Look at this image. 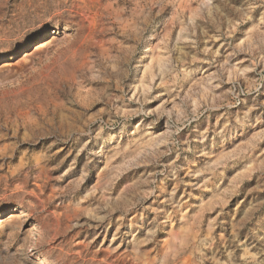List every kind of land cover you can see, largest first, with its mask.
<instances>
[{
    "label": "rangeland",
    "instance_id": "374dc122",
    "mask_svg": "<svg viewBox=\"0 0 264 264\" xmlns=\"http://www.w3.org/2000/svg\"><path fill=\"white\" fill-rule=\"evenodd\" d=\"M0 136V264H264V0H0Z\"/></svg>",
    "mask_w": 264,
    "mask_h": 264
},
{
    "label": "bare ground",
    "instance_id": "6f19581e",
    "mask_svg": "<svg viewBox=\"0 0 264 264\" xmlns=\"http://www.w3.org/2000/svg\"><path fill=\"white\" fill-rule=\"evenodd\" d=\"M40 45V44H39ZM37 55V53L36 54H34V56H36ZM33 56V55H32ZM38 56V55H37ZM52 120V119H51ZM63 121V120H62ZM38 122L39 121H37V120H34V119H30V120H28L26 123H27V125H33V124H38ZM51 122V121H50ZM54 123V122H53ZM52 123V124H53ZM39 125V124H38ZM21 126V125H20ZM37 126V125H36ZM31 129H32V126H31ZM31 129H29V130H31ZM28 131V130H27ZM3 141V136H0V143ZM38 170V169H37ZM11 172V171H10ZM18 173H20V171L17 169V170H15V171H13L12 173H11V175H12V177H14V176H17V174ZM112 250V249H111ZM112 252V251H111ZM108 253V252H107ZM113 254V253H112ZM142 257V256H141ZM132 258V257H131ZM131 260V259H130ZM133 262V261H132ZM144 262V261H143ZM142 262V263H143ZM104 263V262H103ZM141 263V262H140ZM141 263V264H142ZM43 264H46V262H44Z\"/></svg>",
    "mask_w": 264,
    "mask_h": 264
}]
</instances>
